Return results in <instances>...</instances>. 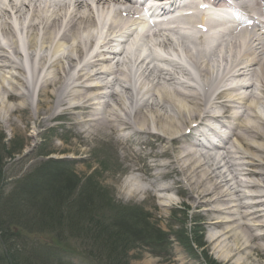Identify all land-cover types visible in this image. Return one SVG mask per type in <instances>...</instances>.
I'll list each match as a JSON object with an SVG mask.
<instances>
[{
  "label": "bare ground",
  "instance_id": "6f19581e",
  "mask_svg": "<svg viewBox=\"0 0 264 264\" xmlns=\"http://www.w3.org/2000/svg\"><path fill=\"white\" fill-rule=\"evenodd\" d=\"M21 3L23 4L20 5H24L25 8L17 6L13 0H8L11 11L9 12L7 7H0V18L8 16V13L12 12L13 17L22 22L27 14L25 32L28 52H54V55L59 52H71L70 55L77 53L80 60L74 64H69L68 68L64 70L65 74H63L60 69L64 67L62 61L60 62L58 59L59 57L53 55L49 58L47 55L38 54V71L40 73L44 67L47 70H52V67L55 68L54 63L60 62L56 72L51 75H44L45 78H42L41 97L48 98L49 95H52L55 98L52 87L54 85L61 86L64 97L62 101L56 100L54 103H48L44 112H40L36 108L34 110L37 119L35 126L41 122L39 115L53 113L58 105L74 103L68 105L64 109V113L67 118L72 114V117L76 119L71 127L73 128L74 125L81 127L79 132L86 136L84 141L92 139V136L99 140L104 135L113 136L114 134L124 142L133 139L138 140L140 144L147 142L151 146L162 147L159 152H147L145 154L154 157H168L165 153L170 149L175 150V147L173 148L174 141H178L179 138L186 142L189 140L191 135L186 136L184 132L190 125H200L204 120L217 122L223 117H231L234 114L236 123L235 127H232V134L239 143L236 146L233 142V149L227 148L224 155L219 156L217 152H210V149L202 144L193 146L189 144L188 148L181 146L178 148L181 149L180 155L176 154L165 162L147 164L150 171L148 173L151 174L147 177L161 178L166 174H179L190 183L189 196L195 198L197 206L207 205V212L209 213L207 223L218 229L217 232L210 234L208 239L213 242L223 237L224 241L230 239L232 242V246L229 245L224 250L222 249V253L225 252V257L227 248L230 250V254H228L230 258L237 253H244L245 258H250L256 251L261 250L262 245L259 241H264V192L262 191L264 188L262 184L264 171L259 170V167L264 168V158L260 156L261 153L264 154V144H255V141L264 139V121H259L258 124L250 123L249 118L255 117L261 120L262 117L249 99L255 98L264 106V26L261 33L258 30L259 33L247 28L238 30L239 33H234L231 30L228 32V36H230L228 41L224 38L220 40L218 38L219 41H215V38L210 36L206 47L193 43L196 38L191 40L189 38L187 41L194 44V50L191 51L188 44H184L185 51L189 52V58L199 72L200 79L204 83L203 89L198 91L196 86L179 82L173 74L157 69V74L154 76L156 81L154 84L151 83V86L144 92L145 94L151 93L152 96V101L147 102L145 100L143 105L144 109L149 111L150 116L139 106L132 110V114L126 111L124 107L125 96L131 103L134 94L140 93L142 84L139 83L138 88H136L130 77L118 69L114 72L117 73L114 83L121 88V93L125 95L114 89L113 83L110 86L113 91L108 96L116 102L118 108L124 112V116L113 109L111 104L104 103L102 104L103 107L101 106L102 108L95 112L96 115L91 117L89 109L93 104L92 100L94 97L98 98L102 95L99 91L101 84L98 81L106 73L103 68L109 62V56H105V52L95 54L93 59L87 62L85 68L81 66L74 72V77L71 76L70 69L75 68L76 63L81 62L82 52H90L91 45L96 39L92 32L97 28L95 17L91 13L74 11V8L69 10L66 5H58L50 9L49 6L40 8L39 5L30 4L28 6L24 2ZM99 3L102 8L101 12L104 13L109 8V0H101ZM116 5L121 6L119 3ZM120 6L114 8L115 14H121L125 11ZM242 6L249 15H258L264 18V0H243ZM127 13H130V9L127 10ZM198 17L202 19L201 15ZM187 18L189 19V17ZM109 29H113L115 32L118 30V33H122L126 29V25L120 27V25L112 22ZM0 32L6 35L7 40H10L11 48L15 52H19L17 38L7 22H1ZM129 33L130 30H126L128 37L130 36ZM165 36L161 43L164 45L171 44L172 41L169 36ZM180 37L182 40L187 38L184 34H181ZM106 40L105 38L104 41ZM215 52H223L224 58L229 56L228 64L219 77H213L214 69L209 63ZM70 55H67V58L70 57L69 60L73 61L74 58ZM140 63H143V60H140ZM143 65V75L148 71V76L150 68L147 63H143L142 67ZM186 75L191 79L188 73ZM249 75L252 82H243L240 84V88L255 86L258 89V94L251 93L250 96H244L234 93L233 88H222L223 83L232 78L241 79ZM69 80L72 83L71 87H69ZM92 81L96 82L91 83ZM176 85H180L184 89H180ZM135 90H137L136 93ZM13 96L17 97L13 93L8 95V97ZM44 102L45 100L42 99L40 105ZM3 103L5 102L0 100V109H6L7 113L9 110L16 111L18 109L17 106L13 108ZM208 103H212L211 108ZM239 104L244 106L243 111L239 114L232 113L239 107ZM168 105L175 111L174 115L166 113L165 107ZM154 106H157L158 109H154L152 112ZM54 116L49 115V118ZM262 120L264 119L262 118ZM6 121L8 123V118ZM151 128L161 131L162 135L153 133ZM178 135L180 137H177ZM116 143L120 144V141L117 140ZM133 157V154L126 150L119 157V162L123 163L125 158ZM236 158H242L243 161L237 162L235 161ZM157 167L161 171L152 172V169L155 170ZM224 167L232 174L231 177L225 175ZM131 169L144 173L147 168L134 162ZM141 175H130L125 179L124 186L129 195H136L143 191L146 193L154 191L151 188L152 183L145 181L148 178ZM238 175L249 179L242 180L238 178ZM139 182H143L146 186L148 184L149 188L142 187L141 189L137 185L140 184ZM178 182L179 180L176 178L172 185L163 183L156 190L169 191ZM247 189L252 190V193L247 194ZM193 192L195 194H192ZM247 198L250 201H246ZM217 204H219L218 207H216Z\"/></svg>",
  "mask_w": 264,
  "mask_h": 264
},
{
  "label": "rangeland",
  "instance_id": "374dc122",
  "mask_svg": "<svg viewBox=\"0 0 264 264\" xmlns=\"http://www.w3.org/2000/svg\"><path fill=\"white\" fill-rule=\"evenodd\" d=\"M41 53L54 55V52H38L39 55H41ZM65 54L66 52H59L57 55H54V57L59 56L63 60L62 66L64 68L60 69L63 74H65L64 70L66 67L68 68L69 64L75 63L74 59L70 61V57L65 58ZM70 54L71 52L68 53V55ZM76 54L70 56L76 58L77 56H74ZM221 59L223 61L227 60V58L223 56L218 58V61H221ZM59 63L60 62L57 64L54 63L55 68L52 67V70L45 69L43 73L51 75L53 72H56ZM6 76H8V73L4 69H2V71L0 70V100L5 102L3 104H7V106L10 107L17 106L18 109L16 111L9 110L8 113L6 109H0V154L6 148L13 153L12 157L4 159V163L2 162L3 156L0 157V165H2L1 168L3 167L5 177L2 182V189L4 190L5 196L12 191L14 184L12 181L15 178L35 168L34 166L37 165L39 161L44 160L46 156L64 157L71 160L70 170L77 174H71L72 177L69 178L70 185L73 186L68 196L71 202L76 201L75 204L80 203L77 199H79V195L81 197L83 196L82 189L86 188L90 183H93V186L97 187L99 193H94L93 190V196L91 195L92 198L105 201L104 203H106V207L110 209V211L114 210L116 212L115 208L123 211L126 208V211L130 213L129 216L133 215L131 212H137L143 214L141 216H145L144 219L149 221L150 224L146 223L140 216L138 226L133 230H127L130 237H137L136 241L130 245L131 247L125 255L129 258L128 261L130 264H209L208 261H205V257L209 258L208 260H211L212 264H264V250L262 249L256 251L250 258H245L244 253H237L230 258L228 257V254H230L228 248L226 257L224 255L225 252L222 253V249L224 250L226 246H232L230 239L224 241V238L221 237L213 242L208 239V236L217 232L218 229H215L207 223L209 220L207 205L197 206L195 198L189 196L188 188H190L191 185L184 177L179 176V174H166L161 178H153L152 176L147 177V175L150 176L151 174L148 173L150 171L145 164L147 169L144 170L142 175L141 173H136V170L131 173L136 176L141 175L148 178L144 180L146 182H151V188L156 189L161 187L163 183L166 184L167 182L170 183L176 180L175 177L177 176V178L179 177V182L176 184L177 186L174 185L172 191L163 193L164 195H162V198L155 192L153 193V191H149V193L143 191L136 195H129L124 186V181L130 176L128 175L130 173V165L126 163L125 160L123 163L119 162L116 153L121 152L119 147H117L115 136L104 135L99 140H97L95 136H92V139H86V141H84L86 136L79 132L81 127L78 125H74L73 128L71 127L73 121H76V119L72 117V114L69 118L63 113L59 116L49 118V115H55V112H63L65 109L64 107H59V110H57L58 108L55 109L53 113L50 112L46 115H39L41 122L35 126L37 119L35 118L34 110L38 108L40 112H44L48 103H54L56 100L62 101L64 96L61 86H52L54 88L53 95L55 98L52 95H49L48 98L41 97L40 95L37 99L36 95L33 96L34 94L28 93V88L32 86L27 88V84L32 83V81L29 80V76L24 75L23 77L21 73L23 82L20 78L14 80L18 86H21L23 89L19 91L21 97L19 99L7 98V90L3 85L10 89H14L16 85L14 86L13 82L9 80L10 78H6ZM249 91L250 90H247L246 92ZM39 99L40 102H42V99H44L45 102L40 105ZM252 105L256 106L257 112H260L264 119L263 104L253 99ZM166 108L168 109L166 111L167 113L174 115L172 107L167 106ZM7 118L8 123L6 121ZM251 120L253 122L257 121L256 118H252ZM14 125L16 126L13 127ZM181 139L182 138H179L177 139L178 141H174L173 148L175 147V150L170 149L173 153L168 151L165 153L168 157H161L158 161H153V163L165 162L176 156L178 151L177 147L180 145ZM256 143L264 144V139L257 140L255 144ZM161 149L162 147H156L153 152H159ZM219 155H221V152ZM105 156L107 160L104 159ZM260 156L264 158V154L261 153ZM144 160H146V158ZM235 161L242 162L243 159L236 158ZM223 170L226 171L225 175L231 177L232 174L227 171L226 167L223 168ZM259 170L264 171V168L259 167ZM159 171H161V169L158 167L155 168V170L152 169L154 173ZM241 178L248 179V177ZM139 183L140 184L137 185H139L141 189L142 187H148V184L146 186L143 182ZM262 184L264 186V182H262ZM101 191L103 195H101ZM262 191L264 192V188ZM59 192L60 191L55 192V197L59 195ZM246 192L250 193L251 190H246ZM192 194L195 193L193 192ZM27 197L28 194L19 201L18 205H16L12 211L4 209L6 214L3 215V223L0 224V250H2L3 247L10 248L13 252L15 250L21 258L20 262L17 264H28V260L35 262L33 258L35 253H41L42 250L46 249L44 247H47L48 243H51L53 244L52 247H56L55 249L57 250V254H53L52 257H50V259H53V264H98L92 256L89 257L87 254L88 251L90 252L93 249L92 242L89 240L83 241L81 239V241L78 238L67 236L63 238L65 244L62 246L57 245L54 240V242H51L50 240L54 238V234L50 231L41 230V228L38 227L40 226L37 224L40 214H36L33 203L31 200H28ZM39 202H46L48 204L54 203L51 197L41 198ZM58 204L61 205L60 202ZM218 205L219 204H217L216 207H218ZM74 206L75 205H72L70 208ZM133 208L135 209L132 211ZM98 211H102V204ZM188 211L192 214L191 219L188 215ZM65 212L68 213L69 211L59 210L56 216ZM87 214L88 211L85 209L82 220H85ZM33 215V219L34 221L36 220V223H34V229L31 230L28 227L30 222L33 224V219H31ZM195 219L203 221L202 228H191V231L194 230V232L191 233L193 237L196 236V238L200 240V236H202L203 245L199 251L198 249L191 251L186 248L185 242L179 240V237L184 238L187 230H189L186 229V225L189 227L188 225L190 222L192 220L195 221ZM70 224L71 223L65 220L61 228L70 233ZM153 226L159 227L156 230L163 232V234L160 235V238L164 239L163 242H158L156 236L152 237L154 239H147L146 236L150 232H153V230L149 232L148 229H155ZM58 228L59 227L53 229L55 230ZM114 233L118 234L119 231H117L115 226L111 225L104 234ZM143 235L145 238L141 240L138 239ZM119 237H121V234ZM100 240H102V237H100ZM49 247L51 248V246ZM262 247L264 248L263 241Z\"/></svg>",
  "mask_w": 264,
  "mask_h": 264
},
{
  "label": "trees",
  "instance_id": "16d2710c",
  "mask_svg": "<svg viewBox=\"0 0 264 264\" xmlns=\"http://www.w3.org/2000/svg\"><path fill=\"white\" fill-rule=\"evenodd\" d=\"M45 164L50 165L51 167L48 169H52V175L53 176H58L59 175V171L54 168V164L52 161L46 162ZM46 165H43L42 168H45ZM44 171V169H37L35 171V175H37V177L35 178V183L37 185V188L39 189L41 186L44 185L45 189L48 190V192L46 193V195L43 198H47V196L51 193L52 190V183L50 181L49 178L46 177V175H48L47 172H42ZM67 183L64 185V188L66 190H68L70 188V185H68L70 183V180L67 178L66 179ZM61 185L55 190V191H60L59 195H57V197H55L56 194L53 193L51 196V200L52 204H48V203H42L40 202L39 204V211L42 213V217L39 220V223L41 224H46V227L50 226L51 228H56L59 227V229L61 228V225H63V222L65 221L64 219L66 218V216H64L65 214L61 213V215L58 216L57 219H54V217L56 216V213L60 210V206H59V202L62 200H65V196L62 195V188H63V184L60 183ZM63 188V189H64ZM93 190V189H92ZM91 190V191H92ZM90 191V193H91ZM53 197V199H52ZM57 198V199H56ZM30 199H32L33 202L37 201V196L36 194H32L30 196ZM86 205V204H85ZM83 206V205H82ZM82 208L79 209V213L82 212ZM91 209L90 212L88 214V217L91 218L92 214H91ZM77 214V213H76ZM78 215V214H77ZM54 222L52 224H50L48 221H53ZM80 221V220H76L73 221L74 222V226L76 225V222ZM112 223H103L102 224V219H101V225L99 223L96 224L94 222L93 224V228L92 227H88L85 228L82 225L78 226V228H75V230L73 228H71L73 233H78V232H82L84 231L85 233H87L88 238L92 239L94 244V252L98 253L99 257H102L104 259V261H107L106 264H129L127 258H126V252L127 250L131 247L130 245L132 243H134L137 239L136 236L134 237H130L128 235L127 230H133L136 228V226H138V224L135 222V220H132L131 223H127L125 225H123L120 228H117V231H119V233H114V234H104L106 232V230L108 229V227H111ZM143 230V229H142ZM71 232V234H72ZM89 233V234H88ZM137 233V232H136ZM121 234V237H119V235ZM100 237H102V240H100ZM121 239H119V238ZM129 238V239H127ZM20 259H18V257H15V260L12 264H17L16 261H18ZM6 261V257L1 256V263L0 264H5ZM32 264V263H29Z\"/></svg>",
  "mask_w": 264,
  "mask_h": 264
}]
</instances>
